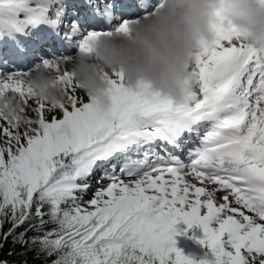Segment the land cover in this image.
Returning a JSON list of instances; mask_svg holds the SVG:
<instances>
[{
	"label": "snow or ice",
	"instance_id": "obj_1",
	"mask_svg": "<svg viewBox=\"0 0 264 264\" xmlns=\"http://www.w3.org/2000/svg\"><path fill=\"white\" fill-rule=\"evenodd\" d=\"M161 3L0 0V97L22 104L0 112V264H264V59L231 17L215 13L182 106L112 71L100 111L72 80L92 39ZM38 67L64 102H37ZM178 221L201 228L210 259L175 247Z\"/></svg>",
	"mask_w": 264,
	"mask_h": 264
},
{
	"label": "clouds",
	"instance_id": "obj_2",
	"mask_svg": "<svg viewBox=\"0 0 264 264\" xmlns=\"http://www.w3.org/2000/svg\"><path fill=\"white\" fill-rule=\"evenodd\" d=\"M217 11L231 17L240 38L264 59V6L252 0H162L154 12L131 22L127 33L92 39L91 54L75 55L69 66L72 80L100 111L109 107L110 85L104 74L112 71L122 73L127 88L144 86L147 92L182 106L193 88L194 53L215 37ZM26 83L37 102H64V82L54 72L38 67ZM21 108L18 99L0 97V112L13 116Z\"/></svg>",
	"mask_w": 264,
	"mask_h": 264
},
{
	"label": "rangeland",
	"instance_id": "obj_3",
	"mask_svg": "<svg viewBox=\"0 0 264 264\" xmlns=\"http://www.w3.org/2000/svg\"><path fill=\"white\" fill-rule=\"evenodd\" d=\"M90 194V193H89ZM176 231H179L181 229H187L186 231H183L181 233V238L179 241L180 246H183L185 244H194L198 242L200 239L203 238V232L201 228L198 225H193L191 228H187V226L182 222L178 221L175 225ZM202 245L200 244V247L198 250L202 252Z\"/></svg>",
	"mask_w": 264,
	"mask_h": 264
},
{
	"label": "trees",
	"instance_id": "obj_4",
	"mask_svg": "<svg viewBox=\"0 0 264 264\" xmlns=\"http://www.w3.org/2000/svg\"><path fill=\"white\" fill-rule=\"evenodd\" d=\"M182 253L186 256H191L193 259L199 261L198 258H196L192 252H188L187 250H184Z\"/></svg>",
	"mask_w": 264,
	"mask_h": 264
},
{
	"label": "bare ground",
	"instance_id": "obj_5",
	"mask_svg": "<svg viewBox=\"0 0 264 264\" xmlns=\"http://www.w3.org/2000/svg\"><path fill=\"white\" fill-rule=\"evenodd\" d=\"M29 115H31V113H29Z\"/></svg>",
	"mask_w": 264,
	"mask_h": 264
}]
</instances>
